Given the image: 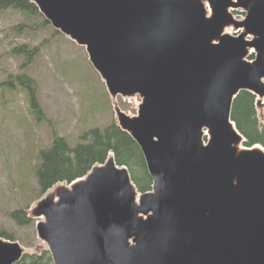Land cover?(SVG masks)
<instances>
[{
  "label": "water",
  "instance_id": "water-1",
  "mask_svg": "<svg viewBox=\"0 0 264 264\" xmlns=\"http://www.w3.org/2000/svg\"><path fill=\"white\" fill-rule=\"evenodd\" d=\"M32 1L113 97L142 98L117 123L153 180L138 193L111 157L57 186L36 208L54 264H264V151L242 148L231 119L241 91L264 97V0ZM23 254L0 238V264Z\"/></svg>",
  "mask_w": 264,
  "mask_h": 264
},
{
  "label": "rangeland",
  "instance_id": "rangeland-1",
  "mask_svg": "<svg viewBox=\"0 0 264 264\" xmlns=\"http://www.w3.org/2000/svg\"><path fill=\"white\" fill-rule=\"evenodd\" d=\"M231 12L238 21L245 17L241 9ZM45 21L39 12L0 13V233L13 236L28 254L48 249L37 235V223L45 221L36 215L37 204L53 188L66 185L60 183L41 197L36 176L40 151L52 145L55 135L74 147L85 133L116 121L118 111L137 116L141 103L138 96L111 97L86 49ZM18 25L25 27L14 31ZM228 30L240 36V29ZM20 47L25 51H17ZM18 76L33 81L40 118L32 112L30 90ZM258 114L264 121V104ZM17 210L27 215V225L11 217Z\"/></svg>",
  "mask_w": 264,
  "mask_h": 264
},
{
  "label": "trees",
  "instance_id": "trees-1",
  "mask_svg": "<svg viewBox=\"0 0 264 264\" xmlns=\"http://www.w3.org/2000/svg\"><path fill=\"white\" fill-rule=\"evenodd\" d=\"M8 10H20L36 14L38 9L31 0H0V13ZM45 23H49L48 21ZM25 26L18 25L14 31H21ZM58 33V32H57ZM20 47L17 51H25ZM17 80L31 94L32 112L41 117V109L35 96L33 81L27 77ZM232 121L237 130L246 139L245 146L251 148L261 145L264 148V121L260 119L256 96L249 91H241L232 106ZM110 153L118 166L127 167L132 181L139 192L152 191L153 180L148 172L141 148L134 139L123 131L115 121L105 129L94 128L81 137V141L72 147L65 138L56 136L51 146L40 151L36 176L41 195L59 183H72L85 177L96 164H104ZM11 217L20 225H27L29 218L22 210L11 213ZM0 236L15 240L13 236ZM16 264H54L48 249L38 253L25 254Z\"/></svg>",
  "mask_w": 264,
  "mask_h": 264
},
{
  "label": "bare ground",
  "instance_id": "bare-ground-1",
  "mask_svg": "<svg viewBox=\"0 0 264 264\" xmlns=\"http://www.w3.org/2000/svg\"><path fill=\"white\" fill-rule=\"evenodd\" d=\"M204 6H205V8H206V10H207V12H208V16H210L211 15V8H210V6L206 3V2H204ZM230 10H232V9H230ZM226 33H231V32H229V30L227 29L226 30ZM244 33V31H243V29H241L240 31H239V34H243ZM254 50L253 49H251L250 50V54L253 52ZM258 100L259 101H262V103L264 104V97H260V96H258ZM207 135V132H205V136ZM241 148V147H240ZM256 148H261L260 146H257ZM242 149V148H241ZM48 195H50V196H53L54 197V199L55 200H57L58 199V197H57V191H56V188H53L52 190H50L48 193H47V196ZM139 195L137 196V201H139ZM44 218V217H43ZM44 220V219H43Z\"/></svg>",
  "mask_w": 264,
  "mask_h": 264
}]
</instances>
